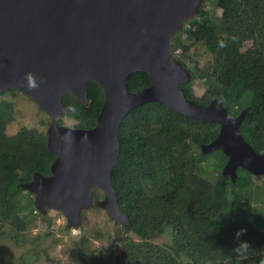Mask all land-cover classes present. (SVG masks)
Masks as SVG:
<instances>
[{
  "label": "trees",
  "instance_id": "trees-1",
  "mask_svg": "<svg viewBox=\"0 0 264 264\" xmlns=\"http://www.w3.org/2000/svg\"><path fill=\"white\" fill-rule=\"evenodd\" d=\"M216 5L221 8L219 17L211 18L202 5L193 28L175 35L185 31L188 39L205 45L211 58L203 67L187 57V44L181 43L177 53L175 36L172 39L174 56L204 84L201 96L191 90H185V96L201 104L215 97L232 116L247 108L240 131L255 150L264 152V0H216ZM247 40L252 45L242 50ZM126 82L131 91L150 83L145 71L132 72ZM62 103L57 123L68 116L77 121L75 127L92 128L103 91L90 80L85 104L70 92ZM11 118V104L0 102V237L11 229L15 239L22 240L33 219L44 217L34 208L33 198L27 208L30 216L24 213L27 206L21 203L24 189L19 184L31 180L34 171L49 174L55 154L47 148L45 132L24 127L6 134ZM218 132L217 122L184 115L157 101L131 108L118 130V162L111 173L118 204L129 218L128 224L121 222L114 230L120 252L88 251V237L81 236L74 264H264V209L256 210L253 220L244 203L247 193L242 194L243 188L254 186L246 180L253 173L238 166L233 184L221 172L227 160L224 152L200 150V144ZM92 195L94 200L98 197L94 190ZM165 230L171 242L155 243L153 239ZM240 241L249 244L244 259L245 253L236 251ZM0 264H6L1 254Z\"/></svg>",
  "mask_w": 264,
  "mask_h": 264
},
{
  "label": "water",
  "instance_id": "water-1",
  "mask_svg": "<svg viewBox=\"0 0 264 264\" xmlns=\"http://www.w3.org/2000/svg\"><path fill=\"white\" fill-rule=\"evenodd\" d=\"M204 0H0V91L14 88L34 100L50 121L47 148L55 154L50 173H32L19 186L33 193L34 208L54 209L76 228L80 211L102 207L116 222L129 223L111 183L118 162V130L125 114L146 101L219 124L202 153L221 149V169L234 184L238 166L264 174V152L240 131L247 108L229 114L221 100L201 104L185 96L191 72L174 56L172 39ZM145 71L149 85L128 89L126 78ZM32 77L35 86H29ZM103 91L92 128L57 123L67 92L87 102V83ZM98 188L103 198L93 199Z\"/></svg>",
  "mask_w": 264,
  "mask_h": 264
},
{
  "label": "rangeland",
  "instance_id": "rangeland-1",
  "mask_svg": "<svg viewBox=\"0 0 264 264\" xmlns=\"http://www.w3.org/2000/svg\"><path fill=\"white\" fill-rule=\"evenodd\" d=\"M203 8L208 12L211 18H217L221 15V8L217 7L216 0H204ZM195 17L188 20L183 28L192 29ZM182 28V29H183ZM175 42L178 47L175 50L181 53V43L187 44V57L197 61L201 68L211 58V53L201 42H193L187 38L186 32L175 36ZM252 41L247 40L242 46V50L251 47ZM190 61V60H189ZM193 65L192 60L190 66ZM196 74L198 71H195ZM185 90H191L195 96H201L204 93V84L198 76L192 78L184 84ZM5 101L12 106V118L6 123L4 132L9 135L17 133L24 127L34 128L37 131L45 132L49 125V117L47 113L39 108L37 103L24 93L17 91L4 90L0 91V102ZM61 116V115H60ZM59 116V117H60ZM77 121L68 116L61 117V124L66 126H74ZM75 127V126H74ZM204 169L202 172H204ZM246 180L253 183L251 188H243L242 194H246L245 207L252 213L264 209V178L257 177L252 174ZM94 191L98 195L96 199L103 198L100 189L95 188ZM34 198L33 193L27 194L26 189L21 192L22 204H26L23 208L24 213L29 217L28 207H30V199ZM95 205V204H94ZM89 205L81 209L80 218L76 228L67 226L66 219L61 212L54 209H46L43 213L44 218L36 216L32 225L22 238L19 236L15 239V233L11 229L8 235L0 237V254L4 258L6 264H74L77 260L76 249L79 246L81 236L88 237V251L101 252L110 250L112 255L120 252V246L115 242L114 230L119 227L121 222H116L111 218L102 207ZM37 211V210H36ZM39 212V211H38ZM133 240L138 241L137 235L127 232ZM21 240V241H20ZM157 244L163 245L171 242V236L168 230H165L160 236L153 239Z\"/></svg>",
  "mask_w": 264,
  "mask_h": 264
},
{
  "label": "clouds",
  "instance_id": "clouds-1",
  "mask_svg": "<svg viewBox=\"0 0 264 264\" xmlns=\"http://www.w3.org/2000/svg\"><path fill=\"white\" fill-rule=\"evenodd\" d=\"M28 83L29 86H35V81L32 79V77L28 78ZM243 231V230H241ZM239 232L237 233V235L239 236ZM247 249H249V244L246 241H240L238 248L236 249V251L241 252V253H245V255L241 256V259H244L246 257L247 254Z\"/></svg>",
  "mask_w": 264,
  "mask_h": 264
}]
</instances>
